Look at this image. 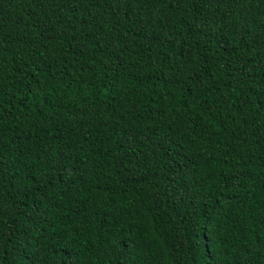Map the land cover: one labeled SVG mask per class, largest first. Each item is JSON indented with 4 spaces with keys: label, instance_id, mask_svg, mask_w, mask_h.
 Segmentation results:
<instances>
[{
    "label": "trees",
    "instance_id": "16d2710c",
    "mask_svg": "<svg viewBox=\"0 0 264 264\" xmlns=\"http://www.w3.org/2000/svg\"><path fill=\"white\" fill-rule=\"evenodd\" d=\"M0 264H264V0H0Z\"/></svg>",
    "mask_w": 264,
    "mask_h": 264
}]
</instances>
